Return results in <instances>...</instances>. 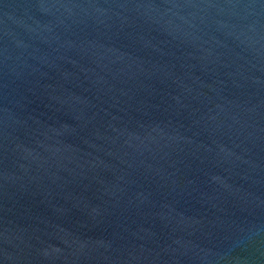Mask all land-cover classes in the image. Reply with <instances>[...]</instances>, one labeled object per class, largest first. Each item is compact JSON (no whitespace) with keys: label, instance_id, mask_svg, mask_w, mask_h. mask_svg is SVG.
<instances>
[{"label":"water","instance_id":"95a60500","mask_svg":"<svg viewBox=\"0 0 264 264\" xmlns=\"http://www.w3.org/2000/svg\"><path fill=\"white\" fill-rule=\"evenodd\" d=\"M0 264H264V0H0Z\"/></svg>","mask_w":264,"mask_h":264}]
</instances>
